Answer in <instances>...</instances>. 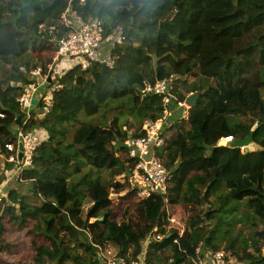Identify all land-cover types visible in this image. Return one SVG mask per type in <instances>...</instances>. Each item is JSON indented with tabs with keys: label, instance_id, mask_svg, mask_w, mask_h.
Wrapping results in <instances>:
<instances>
[{
	"label": "trees",
	"instance_id": "16d2710c",
	"mask_svg": "<svg viewBox=\"0 0 264 264\" xmlns=\"http://www.w3.org/2000/svg\"><path fill=\"white\" fill-rule=\"evenodd\" d=\"M69 7L103 21L105 39L116 31L124 40L106 50L112 67L68 70L47 115L23 126L46 136L25 182L11 184L0 204V257L18 253L6 236L16 230L29 264H107L100 248L109 245L151 264L182 263L200 246L264 264V0H0V148L23 125L17 98L30 71L52 63L49 28L66 32ZM161 80L173 87L169 136L156 149L171 174L168 201L138 200L127 180L135 160L123 153L130 136L164 116L163 94L145 91ZM193 92L197 105L184 116L178 102ZM233 202L244 203L251 245L229 234Z\"/></svg>",
	"mask_w": 264,
	"mask_h": 264
},
{
	"label": "built area",
	"instance_id": "2783aa9c",
	"mask_svg": "<svg viewBox=\"0 0 264 264\" xmlns=\"http://www.w3.org/2000/svg\"><path fill=\"white\" fill-rule=\"evenodd\" d=\"M81 2L85 0H80ZM61 21L65 33L59 35L56 26L49 28V33L56 45V52L49 68L36 67L30 71V80L22 87V92L17 98L24 115L21 118V127L18 128L16 139L10 140L0 148V175H4L0 183V204L8 197L11 184L24 183L23 172L33 164L37 148L43 141V135L38 132L26 131L24 125L34 118V115L46 116L49 112L53 93L63 87L59 78L76 65L83 69L88 68L91 62H100L112 67L114 62L106 56V50L112 43L121 44L124 36L113 32L108 39H105V26L98 18L90 17L84 19L76 10L70 7L61 15ZM109 41L106 43V41ZM49 84L52 87H49ZM172 85L169 80H161L155 86H148L145 91L163 94V102L166 106L164 116L157 121H149L144 125L145 135L134 134L126 141V152L124 157L135 160V164L128 177V182L135 189V196L138 200H145L153 195H161L167 202L168 186L171 174L161 158L157 155L156 149L166 145V138L169 136L164 130L167 118L170 115ZM37 104H34V99ZM179 105L187 106L186 101H179ZM42 105V107H41ZM37 108H41L38 110ZM188 111H185L187 113ZM0 117L5 114L0 111ZM221 145L231 142L232 137L223 138ZM222 141V140H221ZM20 142L23 146V156L20 158ZM228 142V143H227ZM241 151L246 146L240 147ZM124 183L126 179H119ZM184 228H181L183 234ZM163 235L156 236L161 240ZM177 242V240L175 241ZM161 252V250H160ZM101 255L106 259L107 264H151L147 263L144 256L137 260H129L127 256L118 255L108 248H100ZM237 262L225 250L212 251L198 247L195 255L187 256L182 263H176L170 258L163 264H236Z\"/></svg>",
	"mask_w": 264,
	"mask_h": 264
},
{
	"label": "rangeland",
	"instance_id": "374dc122",
	"mask_svg": "<svg viewBox=\"0 0 264 264\" xmlns=\"http://www.w3.org/2000/svg\"><path fill=\"white\" fill-rule=\"evenodd\" d=\"M38 32H39V34L42 33L41 26L38 28ZM40 65H42V64H40ZM50 65H51V63L47 64V67L49 68ZM9 68H10V66H9ZM43 68H45V66ZM177 106L179 108L181 107V105H179V103ZM184 108H185L184 116H187L188 112L185 113V111H189L190 107L187 105V106H184ZM126 128H128V127H125V129ZM130 130L133 132V129H130ZM37 131H39V130H37ZM168 132L169 131L167 130L166 133H168ZM224 142L225 141L222 139L221 143H224ZM63 187H65V185L61 186L60 188H63ZM110 196L113 199H116V196L111 194V193H110ZM233 204L238 205L239 209H238V212L235 214L234 226L230 227L229 229L227 228L229 231V234H238L241 239L247 241L249 243V245H251L252 244V240H251L252 229L248 223V220L245 221L243 219V214H245V212H246V209L244 208V203L233 202ZM120 210H122L121 207H115L114 208V217L120 216ZM173 223L175 226H179L180 229L182 227L185 228V224L179 220H175ZM31 224H33V223H31ZM227 229H225L224 231H226ZM224 235H225V233H221L220 238H223ZM6 236H7L8 241H11V242L17 241L18 242V245H19L18 246V253L16 252V250H14L15 252H13V253L6 250L4 255L0 257V264H17V262L20 260H22L24 262V264H29V255L26 252V251H28L27 248L29 247V245L27 247L26 242H25L26 238L24 237V235L21 234L19 231L9 230V232L7 233ZM109 249H110V251L113 252V248H109ZM107 250H108V248H107ZM237 263L239 264L238 260H237Z\"/></svg>",
	"mask_w": 264,
	"mask_h": 264
},
{
	"label": "water",
	"instance_id": "95a60500",
	"mask_svg": "<svg viewBox=\"0 0 264 264\" xmlns=\"http://www.w3.org/2000/svg\"><path fill=\"white\" fill-rule=\"evenodd\" d=\"M198 98H199V92H193L191 93L187 98H186V104L192 108L194 106L197 105V102H198ZM34 104H37V99L35 98L34 99ZM21 118L22 116H18L17 120H16V123L17 124H20L21 122ZM20 149H21V152H20V158H22L23 156V146H22V142H20Z\"/></svg>",
	"mask_w": 264,
	"mask_h": 264
},
{
	"label": "crops",
	"instance_id": "0c3cea01",
	"mask_svg": "<svg viewBox=\"0 0 264 264\" xmlns=\"http://www.w3.org/2000/svg\"><path fill=\"white\" fill-rule=\"evenodd\" d=\"M41 136L43 135V139L45 138V136H46V133H45V131L43 130H41V132H38ZM105 248H113V251L114 252H117L118 251V249L116 248V247H114V246H111V245H109V246H107V247H105ZM236 261V260H235ZM237 262V261H236ZM238 264V263H237ZM244 264H246V263H244Z\"/></svg>",
	"mask_w": 264,
	"mask_h": 264
}]
</instances>
